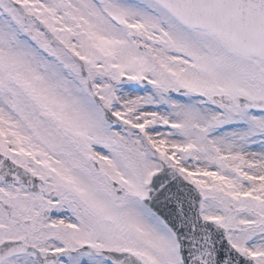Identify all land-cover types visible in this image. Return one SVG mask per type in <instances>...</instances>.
I'll return each instance as SVG.
<instances>
[{
	"label": "snow or ice",
	"instance_id": "obj_1",
	"mask_svg": "<svg viewBox=\"0 0 264 264\" xmlns=\"http://www.w3.org/2000/svg\"><path fill=\"white\" fill-rule=\"evenodd\" d=\"M0 264H264V0H0Z\"/></svg>",
	"mask_w": 264,
	"mask_h": 264
}]
</instances>
